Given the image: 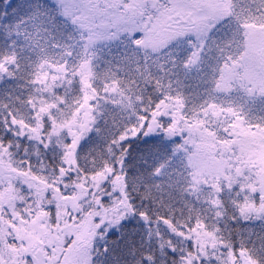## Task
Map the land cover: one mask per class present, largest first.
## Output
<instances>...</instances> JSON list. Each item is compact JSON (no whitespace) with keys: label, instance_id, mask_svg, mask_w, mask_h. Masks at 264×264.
<instances>
[{"label":"trees","instance_id":"16d2710c","mask_svg":"<svg viewBox=\"0 0 264 264\" xmlns=\"http://www.w3.org/2000/svg\"><path fill=\"white\" fill-rule=\"evenodd\" d=\"M96 2L98 11L135 19L124 0L117 7L109 0ZM216 4L223 5L213 18L220 23L216 29L223 30L221 24L234 11L264 24V0H211L209 7ZM212 26L199 27L197 36L191 32L182 37L180 42L190 52L170 60L164 75L134 65L132 56H122L120 49H104L94 61L89 77L92 118L74 151L75 170L90 177L110 168L102 192L108 189L109 177L119 173L130 213L114 228L96 235L91 264H214L208 250L198 256L191 237L195 230L211 231L220 238L219 249L231 254L222 264H240L238 251L252 264H264V221L243 209L256 208V192H250L239 176L219 182L214 191L198 186L178 168L185 132L147 131L151 112L160 102L177 101L184 117H190L186 111L195 107L214 104L211 86L217 75L205 69L208 64L187 62L195 53L190 47L194 42L200 41L213 54L227 49L219 47L218 38L210 39ZM80 38L78 25L71 24L56 0H0V150L14 173L13 185L19 183L17 173L49 181L63 166L69 140L57 127L70 121L82 101L74 64ZM243 114L240 110L239 126L255 129L256 115L246 122ZM235 117L229 115V121L235 122ZM256 139L249 163L264 169V148ZM50 192L24 199L33 204L38 197L49 203L53 218ZM106 194L98 195L101 201Z\"/></svg>","mask_w":264,"mask_h":264},{"label":"rangeland","instance_id":"374dc122","mask_svg":"<svg viewBox=\"0 0 264 264\" xmlns=\"http://www.w3.org/2000/svg\"><path fill=\"white\" fill-rule=\"evenodd\" d=\"M56 1L71 18V24L78 25L81 35L74 64L80 76L82 101L70 121L57 127L58 131H65L69 142L63 153V166L55 178L46 181L17 173L20 180L13 185L14 173L0 150V264H91L90 250L96 235L114 228L130 213L119 173L109 177L108 189L102 192L100 187L112 172L110 168L90 177L80 176L75 170L74 151L92 118L89 77L94 61L104 49H120L122 56H132L134 65L164 75L170 60L190 52L180 42L182 37L191 32L197 36V29L208 25H213L210 39L218 38L219 47L227 49L213 54L210 46L209 51L204 50L198 39L199 44L190 45L195 53L187 62L196 66L208 64L205 69L217 75L211 86L214 104L205 109L191 108L192 112L185 110L190 117H184L177 101L160 102L151 112L147 131L185 132L187 140L179 147V170L190 175L193 183L211 191L219 182L243 178L249 191L258 195L256 208L245 205L243 209L264 221V169L249 163L256 138L264 148V24L259 20L253 23L246 13L234 11L221 24L223 30L216 29L220 23L215 24L213 18L223 5L210 8L211 0H124L135 16L129 20L111 11H98L97 0ZM109 1L116 7L121 3ZM110 9L113 11V7ZM101 13L103 19L99 17ZM233 30L238 33L239 47L227 44ZM240 110H244L246 122L256 115L255 129L239 126ZM232 114L235 122L229 121ZM48 191V201L54 205L53 218L49 203L38 197L33 204L24 199L36 197L37 192V196L45 197ZM105 193L108 194L101 201ZM192 234L199 257L208 250L214 264H222V259L229 262L231 254H223L219 249L223 243L213 232L195 230ZM237 258L240 264H252L243 252L238 251Z\"/></svg>","mask_w":264,"mask_h":264},{"label":"snow or ice","instance_id":"6c2138e0","mask_svg":"<svg viewBox=\"0 0 264 264\" xmlns=\"http://www.w3.org/2000/svg\"><path fill=\"white\" fill-rule=\"evenodd\" d=\"M229 22L231 23L232 21L230 20ZM237 37H238V33L235 30H233V34L229 38V41L227 42L228 46L236 45L237 47H239L240 45H239V41H238ZM262 239H264V237H262Z\"/></svg>","mask_w":264,"mask_h":264},{"label":"flooded vegetation","instance_id":"af4514ba","mask_svg":"<svg viewBox=\"0 0 264 264\" xmlns=\"http://www.w3.org/2000/svg\"><path fill=\"white\" fill-rule=\"evenodd\" d=\"M196 82H197V80H196Z\"/></svg>","mask_w":264,"mask_h":264}]
</instances>
